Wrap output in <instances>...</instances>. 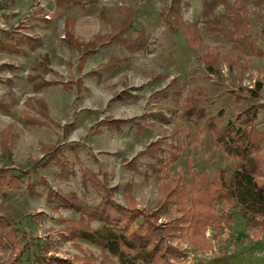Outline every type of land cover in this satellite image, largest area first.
I'll use <instances>...</instances> for the list:
<instances>
[{"label": "rangeland", "instance_id": "rangeland-1", "mask_svg": "<svg viewBox=\"0 0 264 264\" xmlns=\"http://www.w3.org/2000/svg\"><path fill=\"white\" fill-rule=\"evenodd\" d=\"M171 2L100 0L98 5L84 9L58 11L56 0H0V65L15 67L0 74L4 81L0 82V100L12 97L17 101L9 111L0 109V171L18 177V187L12 184L4 189L0 185V216L10 222L22 245L32 252L38 243L64 259L86 254L101 261L98 246L87 241H61L60 234L67 225L63 220H77L79 215L50 201L42 181H47L55 192L77 194L88 209L99 204L102 196L83 181V171L92 170L101 180L107 174L110 186L118 189L116 199L120 204H124V187L132 183L140 207L159 211L166 223L176 213L170 207L163 211L165 200L158 190L160 183H174L181 177L194 186L203 175L215 180L222 169H233V161L224 155L203 121L194 123L182 117L181 104L202 87L206 92L202 107L207 117L220 115L219 127L234 122L236 129V119L248 105H264V11L254 5L257 0H248L253 48L250 43L242 45L231 40L229 27L219 33L206 31L204 0H184L185 20L198 23L202 29L203 41L194 48L182 34L167 31L163 13ZM39 8L44 12L37 13ZM124 8L136 13L135 27L126 37L136 38L138 31L145 30L148 50L132 55L124 46H101L81 70L82 52L68 44L66 20L76 21L74 35L86 43L97 35L110 34ZM102 12L108 21L102 18ZM222 13L220 9L218 15ZM25 36L35 38L32 46L24 42ZM207 53L220 55L216 75L201 61ZM114 57L131 59L111 69L102 67ZM93 70L97 75L90 74ZM41 80L59 84L40 86ZM78 81L83 82L82 91ZM61 83L71 87L64 89ZM170 84L172 90H177V97L151 99ZM254 90L260 92L261 99L252 96ZM36 101L47 105L49 121L41 116ZM259 111L257 125L264 133V108ZM160 112L166 121L158 116ZM27 115L45 125L27 124ZM109 118L127 123L119 128L101 124ZM10 126L8 146L4 148L2 133ZM161 137L165 138L164 157L171 145L181 148L175 163L166 164L164 159L162 168L154 172L148 164H156V160L142 158L137 171L128 168L127 161ZM42 144L55 145L65 152L74 173L68 181L58 179L60 171L56 166L40 167L46 159ZM29 185L36 186L35 195H30ZM214 207L224 217L219 221L221 229L210 226L199 245L178 239L175 245L187 253L178 264H264V226L250 225L236 207L220 201ZM11 251L9 247L0 248V259L8 260Z\"/></svg>", "mask_w": 264, "mask_h": 264}, {"label": "trees", "instance_id": "trees-1", "mask_svg": "<svg viewBox=\"0 0 264 264\" xmlns=\"http://www.w3.org/2000/svg\"><path fill=\"white\" fill-rule=\"evenodd\" d=\"M99 3L100 0H56V7L58 11L70 8L84 9ZM184 4V0H172L169 8L163 13L164 24L170 34L180 33L190 45L198 48L203 41L202 29L198 23H189L185 20ZM254 5L264 11V0H257ZM220 9L223 13L218 15ZM120 11L122 18L112 25L110 34L97 35L86 43L80 42L74 35L76 21L66 20V40L70 47L82 52L81 70L86 67L88 58L94 56L101 46H124L132 55L142 54L148 50L149 39L145 30L138 31L136 38L126 37L135 27V11L131 8ZM42 12H44L43 8L37 9V13ZM202 12L206 31L219 33L229 27L231 40L242 45L250 43L253 48L255 47L250 35L248 0H204ZM102 18L108 21L105 12H102ZM23 40L32 46L35 38L25 36ZM8 47L14 48L12 50L15 52L19 51L16 46ZM130 59L125 57L121 60L114 57L102 67L111 69ZM201 61L210 73L217 74L220 66L219 54L207 53L202 55ZM14 69L12 65H0V74ZM90 74L95 76L97 72L93 70ZM32 80L37 79L32 78ZM0 82H4L1 77ZM5 82L11 83L10 80ZM54 84L59 83L45 80L38 83L40 86ZM61 84L64 89L71 87L68 83ZM77 85L79 91H82L83 82L78 81ZM172 88L173 84H170L155 92L151 99L159 101L168 99L171 95L177 97L179 95L177 90ZM205 94V89L201 87L196 88L194 93L186 97L181 104L182 117L194 123L203 121L204 127L214 136L224 155L233 161L234 167L232 170L222 169L215 180L203 175L200 182L194 186L185 183L181 177H178L174 183H160L158 190L165 200L161 207L163 211L172 208L176 213L173 219L163 223L159 211L140 207L132 183L124 187V204H120L116 199L118 189L110 186L109 176L103 174L101 180L95 172L85 169L82 174L83 181L91 184L102 196L100 203L93 208L85 209L83 201L75 193L55 192L47 181H42V184L48 188L50 201L54 200L60 207L79 215L77 220H63L67 225L60 234L61 241L90 242L101 249V261L98 262L94 255L86 254L64 259L51 254L38 243L35 244L37 250L32 252L27 246L22 245L17 231L10 222L0 216V248L9 247L12 250L9 259H0V264H32L33 261L39 264H178L187 257V253L175 245L178 239L199 245L205 240L206 231L210 226L216 230L221 229L219 221L224 217L218 215L214 207L217 201L228 207H236L250 225L262 228L264 226L262 221L264 220V133L258 129L257 122L259 110L264 108V105H248L241 117L236 119L239 124L238 129L235 128L234 122L219 127L220 115L208 118L206 110L202 107ZM252 96L255 99L262 98L258 90L252 91ZM16 104L17 101L12 97L3 99L0 100V109L9 111ZM35 104L40 109L41 116L49 121L50 116L45 102L36 101ZM158 116L167 120L161 112ZM24 121L32 125H45L40 119L28 115L25 116ZM125 123L127 121L109 118L101 124L119 128ZM11 131L10 126L2 133L1 144L4 148L8 146L7 140ZM164 143L163 137L151 143L144 152L132 161H127L128 168L137 171V163L142 158L156 160V164H148L154 172L162 168L164 159L166 164L175 163L181 156V148L178 145H171L164 157ZM41 146L46 159L40 167L46 168L52 164L60 171L58 179L68 181L74 173L65 152L57 149L55 145ZM158 153H161L160 157L157 156ZM17 178L9 171H0V179L3 180L0 185L4 189L12 184L18 187ZM28 189L30 195H35L37 189L35 185H29ZM94 224L99 226L94 227Z\"/></svg>", "mask_w": 264, "mask_h": 264}]
</instances>
